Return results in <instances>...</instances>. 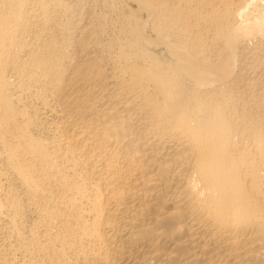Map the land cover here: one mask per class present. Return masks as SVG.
<instances>
[{
  "label": "bare ground",
  "instance_id": "1",
  "mask_svg": "<svg viewBox=\"0 0 264 264\" xmlns=\"http://www.w3.org/2000/svg\"><path fill=\"white\" fill-rule=\"evenodd\" d=\"M0 264H264V0H0Z\"/></svg>",
  "mask_w": 264,
  "mask_h": 264
}]
</instances>
